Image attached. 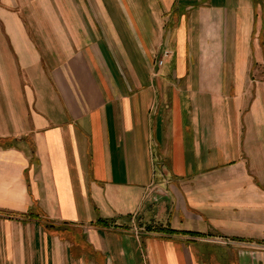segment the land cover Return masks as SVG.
Returning <instances> with one entry per match:
<instances>
[{
	"label": "crops",
	"instance_id": "1",
	"mask_svg": "<svg viewBox=\"0 0 264 264\" xmlns=\"http://www.w3.org/2000/svg\"><path fill=\"white\" fill-rule=\"evenodd\" d=\"M99 1L0 7V264H264L258 0Z\"/></svg>",
	"mask_w": 264,
	"mask_h": 264
},
{
	"label": "rangeland",
	"instance_id": "2",
	"mask_svg": "<svg viewBox=\"0 0 264 264\" xmlns=\"http://www.w3.org/2000/svg\"><path fill=\"white\" fill-rule=\"evenodd\" d=\"M103 3H106L110 6H113L112 10L119 11L120 3L128 2L132 4L141 3L142 9L145 14H148L150 8L147 7V2L158 3L159 0H102ZM259 6H261L260 19L264 25V0H258ZM74 4L79 6L80 8L89 7L90 9L97 5L101 7V2L99 0H0V7H3L7 10H15L19 18L25 21H46V20H55L58 19L59 9H61L62 5L69 6ZM115 5V7H114ZM92 10V9H91ZM95 19H99L97 13H95ZM148 19V18H147ZM29 24V23H28ZM259 38V37H257ZM157 57V56H156ZM155 64V62H154ZM157 67H160L157 65ZM166 68L170 67V64H166ZM169 219V218H168ZM166 219L164 222H167ZM178 224L184 226L186 228H196L199 226V223L192 220L183 219V217H173L170 219L172 224Z\"/></svg>",
	"mask_w": 264,
	"mask_h": 264
},
{
	"label": "built area",
	"instance_id": "3",
	"mask_svg": "<svg viewBox=\"0 0 264 264\" xmlns=\"http://www.w3.org/2000/svg\"><path fill=\"white\" fill-rule=\"evenodd\" d=\"M171 54H172L171 49L167 47L163 48L161 51V54L157 58V61H156L157 65L161 67L165 63L167 57H169Z\"/></svg>",
	"mask_w": 264,
	"mask_h": 264
},
{
	"label": "trees",
	"instance_id": "4",
	"mask_svg": "<svg viewBox=\"0 0 264 264\" xmlns=\"http://www.w3.org/2000/svg\"><path fill=\"white\" fill-rule=\"evenodd\" d=\"M101 222L103 223V224H109V223H111L110 221H108V220H101ZM46 227H51V226H57V225H54V224H52V223H45L44 224ZM60 225H58V227H59ZM171 232H175L176 230H173V229H171L170 230Z\"/></svg>",
	"mask_w": 264,
	"mask_h": 264
}]
</instances>
